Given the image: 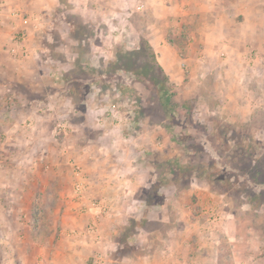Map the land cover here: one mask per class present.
Wrapping results in <instances>:
<instances>
[{"label":"rangeland","instance_id":"374dc122","mask_svg":"<svg viewBox=\"0 0 264 264\" xmlns=\"http://www.w3.org/2000/svg\"><path fill=\"white\" fill-rule=\"evenodd\" d=\"M39 2L42 17L21 6L12 11L30 25L29 36L14 32L9 44L0 38V156L7 170H23L24 178L12 184H21L27 206L19 228L24 244L0 243V264H14L19 249L27 262L47 249L46 237L59 226L37 221L50 219L62 187L73 193L79 214L97 200L91 194L80 200L75 187L73 163L89 193L73 156L83 150L68 147L79 135L70 131L78 116L91 128L84 136L90 142L110 126L125 132L122 138L107 132L101 141L94 136L91 144L115 163L124 159L119 146L127 148V160L136 163L130 166L146 182L145 209L154 218L143 226L159 231L163 224H185L183 249L200 254L197 259L214 253L215 264H264V4L257 18L252 4L238 5V12L227 0ZM207 3L209 14L202 9ZM224 17L239 24L237 35L229 36V28L205 37L209 24ZM35 65L37 79L30 74ZM24 68L26 79L19 77ZM144 129L135 153L128 145ZM52 156L62 160L68 181L32 180L39 166L42 174L59 168ZM44 188L52 194L43 197ZM89 225L75 233L99 237L100 224L91 233ZM188 226L194 233L186 239Z\"/></svg>","mask_w":264,"mask_h":264},{"label":"crops","instance_id":"0c3cea01","mask_svg":"<svg viewBox=\"0 0 264 264\" xmlns=\"http://www.w3.org/2000/svg\"><path fill=\"white\" fill-rule=\"evenodd\" d=\"M227 2L231 8H237L238 12L241 8H238V5H245L244 8L247 9L249 3L252 4L255 6L254 10H256V12L254 14L257 18L259 12L264 8L262 6V4H264L263 0H227ZM16 6H21L27 13L33 16H41V13L44 11L42 10V2H39V0H0V38H6L5 41L8 44L10 43L11 35L14 32H21V34L27 36L32 32V30H30V25L24 24L27 21L23 23L22 18L19 15V17L17 15H12V11ZM202 9H205L208 14L211 12L209 3L204 4ZM81 11L83 12L82 9ZM245 13L246 15L250 14V12L247 13V11H245ZM223 19H221V21L223 20L222 22L219 21L218 25L217 21H214L213 24H209L210 26L207 27V30L204 32L205 37H214V33L219 32L221 29H226V31H228L229 28H231V30L228 31L227 34L229 36L235 35V30L236 28H239V24L232 23V19L229 17H224ZM37 67L38 66L35 65L34 70L30 73L33 75L35 74L34 79L38 78L39 72ZM25 71L24 68L19 74L20 78H27L28 74H26ZM78 117L79 118L77 119L79 120V123H71L72 126L70 131H76L79 135L71 138L72 140L68 147L71 149L83 150L82 153H77L78 151L76 153L74 152L73 156L75 157L74 160L76 163L80 164L84 170L88 179L90 189L87 196L91 194L93 197L97 198L100 204L104 206L107 214L101 218L100 216L95 218L93 214L94 212H88L90 214L87 213L83 215L79 214L77 203L72 196L73 193L71 195L68 194V190L66 191L67 187H62V191L57 194L55 193L56 195H54V197H57L58 199L57 203L52 202V205H49V213L52 215L49 217L50 219H48V217H42L37 221V224H56L59 226V230H55L56 232L54 233V236L50 234L46 237L47 249L39 248V250L34 253V258L31 262H27V260L24 259L22 250L19 249L17 251L19 254L17 253L18 255L14 256V264H92L93 258L96 254L102 256L104 264L217 263V255L214 253L203 254L202 256L204 257L202 259H197V257H195L200 254L194 255L193 253L188 255L185 253V249H183L185 237L183 229L185 224H176V226H173V224H163L162 229H159V231L156 229L158 227H153L152 224L143 226L145 220L151 221L154 218L150 215L149 210L145 209L146 204L144 202H146L145 199L147 197V189H145L146 182L144 181L143 175L136 173L134 171L135 167L130 166H135L136 163L127 160V158H129L128 155H126L127 148L119 146L121 149L117 151V155L124 159L115 163L110 154H106L99 150V144H91L92 142H97L95 137H98L99 141H101L107 132L116 131L120 138H122V134H125V132L119 130L117 125L110 126L104 132H94L95 137H90L94 138L93 141L90 142V140L84 136L92 134V131L90 130L91 128L89 124L85 123V118L82 119V116L81 118L80 116ZM8 131L10 130H7V132ZM145 131L146 129L139 131V133L142 134L134 135V138L131 137L132 142L128 146L133 147L135 153L137 152L136 148L139 149L144 143L143 140L146 138L147 133H145ZM18 135L22 137L23 134L22 132H18ZM21 137L17 138V142L15 143L16 149H19L20 154L25 151L23 149ZM52 145L50 144L48 146L51 151L55 149ZM0 150H2L1 146ZM51 159V165H57L59 167L52 169L55 170V172H49L47 174L39 173V166L37 170L31 173L30 178L32 180L39 179L36 181L49 180L50 185L55 184L52 182L54 180L64 182L65 184V182L68 181L67 179L69 176L65 169H63L64 172L60 170V168H62L60 167L62 160L57 156H52ZM6 161L7 158H4L1 155L0 243L8 244L15 242L16 245H19L24 244L23 236L21 232H19L21 231L19 228L21 227V224H26L23 222V216L24 209L27 206H25L22 193L19 191L22 189L20 186L21 184L15 185L12 184V181L16 179V176L18 175V177L23 179L25 174H23V170L20 169H15L14 171L7 170ZM45 189L46 188L43 189V197H45L46 194L47 197L48 194H52L51 191H46ZM46 206H48V204L43 207ZM59 206L62 207L60 208ZM52 208L53 210H51ZM160 208H164L165 212L167 211L166 206L163 204H161ZM59 209H61V211H59ZM144 209L147 211V215L145 214L144 218H140L139 215ZM95 210L96 209L93 211ZM86 223L100 224L102 236L100 235L99 237L96 236L92 238L91 234H89V236H87L86 233L80 236L77 235L75 231L84 228ZM12 224L15 225L11 227ZM49 227L53 228V226ZM9 228H13L14 230H12L11 233H8L7 230ZM188 228L192 230V233H187L186 239L191 237L194 233L193 226H188ZM125 233L127 235L122 236ZM125 245L127 247L126 249H124ZM139 246L144 248L143 252L137 251ZM19 259L21 260L19 261Z\"/></svg>","mask_w":264,"mask_h":264},{"label":"built area","instance_id":"2783aa9c","mask_svg":"<svg viewBox=\"0 0 264 264\" xmlns=\"http://www.w3.org/2000/svg\"><path fill=\"white\" fill-rule=\"evenodd\" d=\"M112 111V110H111ZM73 167L75 169V175H76V181H75V187H76V190L78 192V195L80 196V200L83 201V198L87 197V193L85 192L86 191V186L84 184V175H82V171L80 169L79 166H77L75 163H73ZM87 209L85 210V212H90V213H93L94 209L95 212L93 213L95 218H97L98 216H100V212H105V208L104 206H102L100 204L99 201L97 200H89L88 201V206L86 207ZM100 213V214H99ZM95 230V224H90L88 226V232H92ZM92 264H104V259L102 258V256L100 254H96L93 258V263Z\"/></svg>","mask_w":264,"mask_h":264},{"label":"trees","instance_id":"16d2710c","mask_svg":"<svg viewBox=\"0 0 264 264\" xmlns=\"http://www.w3.org/2000/svg\"><path fill=\"white\" fill-rule=\"evenodd\" d=\"M129 57H132V55L130 54ZM149 67H150L149 69H151L153 66L151 65V66H149Z\"/></svg>","mask_w":264,"mask_h":264}]
</instances>
